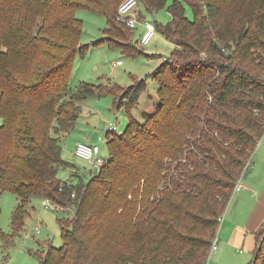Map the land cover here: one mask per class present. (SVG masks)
<instances>
[{
    "label": "trees",
    "instance_id": "obj_1",
    "mask_svg": "<svg viewBox=\"0 0 264 264\" xmlns=\"http://www.w3.org/2000/svg\"><path fill=\"white\" fill-rule=\"evenodd\" d=\"M122 1L0 0V194L20 199L14 235L34 197L73 212L59 218L63 246L49 244L40 264H207L264 136V0H174L160 30L176 47L153 72L160 103L143 120L132 110L147 78L128 87L83 82L70 93L77 55L90 47L77 12L104 15L107 36L128 40L132 28L116 18ZM138 2L158 11L167 0ZM124 44L110 45L140 53ZM106 95L128 126L107 141L110 160L98 175L84 181L72 165L80 182L67 185L59 135L74 127L81 101ZM14 235L0 226L5 241ZM250 264H264V229Z\"/></svg>",
    "mask_w": 264,
    "mask_h": 264
},
{
    "label": "rangeland",
    "instance_id": "obj_2",
    "mask_svg": "<svg viewBox=\"0 0 264 264\" xmlns=\"http://www.w3.org/2000/svg\"><path fill=\"white\" fill-rule=\"evenodd\" d=\"M173 1L167 0L166 6L158 11H151L143 3H139L137 8L141 10L136 14L140 19L137 20L136 27L132 29V38L128 40L121 35L117 36L115 32L107 36L104 31L107 27L106 17L87 9H80L77 16L84 23L81 43L89 44L90 47L85 54L77 55L70 93L77 90L83 82L128 87L133 83L134 78H147V90L142 94L132 113L137 119L143 120L144 113L152 112L155 106L160 103L153 72L159 64L170 59L176 46L160 30V27L172 22L168 7ZM184 6L187 17L193 20L194 12L191 6L188 3H185ZM146 21L154 23L156 32L148 44L141 45L140 39L145 31ZM104 36L105 40L102 39ZM95 42L98 43L95 44ZM109 43L112 46L125 43L123 47L128 51H130L132 43L140 50V53L133 56L123 49L112 47ZM118 60H121L122 63L114 64ZM79 104L81 112L74 127L59 135L62 156L71 165L61 167L58 176L63 181L72 179L73 184L80 182V178L73 175L74 166L79 168L84 181H88L95 173L92 171L94 167L91 162L75 156L77 142L98 143L102 146V154L109 156V148L99 139L100 136H106L110 123L117 124L116 133L124 132L129 123L128 113L124 108L117 109L115 107L112 95L90 97ZM2 121L0 116V124ZM255 157L253 164L257 162ZM251 168L252 164L249 169ZM19 201V197L14 193L6 191L0 194V226L4 235H14L12 216ZM27 209L25 223L19 234L14 235L13 239H7L8 242L0 236V264H40L39 256L45 253L49 244H53L55 247H61L64 244L59 218L72 216L73 212L70 209L64 211L58 205L55 208L46 207L44 198L41 197L32 198ZM37 227H40L39 232L36 230Z\"/></svg>",
    "mask_w": 264,
    "mask_h": 264
},
{
    "label": "crops",
    "instance_id": "obj_3",
    "mask_svg": "<svg viewBox=\"0 0 264 264\" xmlns=\"http://www.w3.org/2000/svg\"><path fill=\"white\" fill-rule=\"evenodd\" d=\"M254 157L252 168L241 179L242 188L233 192L228 203L218 230V248L210 253L207 264H250L255 257L258 233L264 229V139Z\"/></svg>",
    "mask_w": 264,
    "mask_h": 264
},
{
    "label": "built area",
    "instance_id": "obj_4",
    "mask_svg": "<svg viewBox=\"0 0 264 264\" xmlns=\"http://www.w3.org/2000/svg\"><path fill=\"white\" fill-rule=\"evenodd\" d=\"M139 5L138 0H123L117 10V20L125 25H127L130 28H135L136 27V23L138 20V15L137 13V7ZM156 32V27L154 25V23H152L151 21H146L145 22V31L144 33L141 35V39H140V44L141 45H146L148 44L151 39L154 37ZM122 61L118 60L116 63L114 64H121ZM117 124L116 123H110L109 126L107 127V133L105 137L100 136V140H102V142L104 144L107 145V141L109 140V138H111L116 132L115 130L117 129ZM122 133V132H120ZM118 133V134H120ZM75 156L85 160V161H89L92 163L94 169L92 170L93 172L95 171V173L93 174V176L98 175L102 168L109 162L110 160V155L109 156H104L102 154V146L98 143H93L90 144L88 142H77L76 147H75ZM252 162L251 160L246 163L245 165V172L246 170H248V168L251 166ZM245 175V174H244ZM240 178V180L238 181L236 187H235V191H238L242 188L241 185V179L243 178V176ZM92 176V177H93ZM67 185H71L73 184L72 179H68L67 181H65ZM72 196H75V192L72 193ZM44 205L46 207H52L55 208L57 207V205L52 202L50 199L46 198L44 199ZM223 217L221 218L222 221ZM36 230L39 232L40 231V227H37ZM219 245V237L218 234L216 235V237L213 240L212 243V248H211V252H213L214 250H216L218 248Z\"/></svg>",
    "mask_w": 264,
    "mask_h": 264
}]
</instances>
